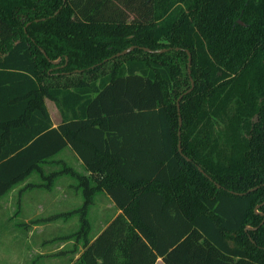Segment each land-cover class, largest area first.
<instances>
[{
	"label": "trees",
	"instance_id": "trees-1",
	"mask_svg": "<svg viewBox=\"0 0 264 264\" xmlns=\"http://www.w3.org/2000/svg\"><path fill=\"white\" fill-rule=\"evenodd\" d=\"M33 174L78 180L69 264H264V0H0V198Z\"/></svg>",
	"mask_w": 264,
	"mask_h": 264
},
{
	"label": "rangeland",
	"instance_id": "rangeland-1",
	"mask_svg": "<svg viewBox=\"0 0 264 264\" xmlns=\"http://www.w3.org/2000/svg\"><path fill=\"white\" fill-rule=\"evenodd\" d=\"M45 105L52 122L58 123L60 115L55 104L45 99ZM58 158L72 165L79 173H85L71 151L65 150ZM52 168L57 169L58 166L44 165L47 172ZM29 182L39 183L40 179L37 174H33L23 184ZM77 185V179L63 176L54 182L50 190L29 189L31 191L25 195V191L18 193L19 187L16 185L0 198V264H69L72 258L65 254V250L72 249L73 241H64L61 237L79 230V214L53 221L42 220L81 206L82 191ZM105 198L106 194H97L94 199L96 203L90 208L89 219L93 232L100 226L98 223L104 220V216L97 217V214L105 212L102 209L107 211V217L109 211L111 215L114 212L113 205L108 199L106 202ZM35 221L37 223H33ZM78 247L81 245L78 244ZM62 251L65 252L64 255H61Z\"/></svg>",
	"mask_w": 264,
	"mask_h": 264
},
{
	"label": "crops",
	"instance_id": "crops-1",
	"mask_svg": "<svg viewBox=\"0 0 264 264\" xmlns=\"http://www.w3.org/2000/svg\"><path fill=\"white\" fill-rule=\"evenodd\" d=\"M52 121V120H51ZM61 121V120H60ZM60 121L58 122V123H53L52 122V124H53V127H56L59 123H60ZM65 150H69V151H71L70 149H65ZM64 150V151H65ZM63 151V152H64ZM62 152V153H63ZM72 152V151H71ZM73 153V152H72ZM61 155V154H60ZM59 155V156H60ZM73 155L75 156V154L73 153ZM75 158L77 159V157L75 156ZM63 160V159H62ZM77 161H78V163H79V166H81L83 169H84V167H83V165H82V163H81V161L80 160H78L77 159ZM67 164V163H66ZM69 165V164H68ZM72 166V165H71ZM24 183V182H23ZM23 183H21V184H19L18 185V189H19V191H18V193H23L24 191H25V195L27 194V192H30L31 190H29V189H31V188H26L25 187V185L27 184H23ZM30 183V182H29ZM24 189H26V190H24ZM35 189V188H34ZM107 199L111 202V204L113 205V207H114V212H113V214L111 215L110 214V211L108 212L109 213V215H108V217H107V211L104 209H102V212L103 211H105V212H103V214L102 215H100V214H97V217L98 218H101L102 216H104V220L100 223H98V225L100 224V226H97L96 227V229L94 230V232L91 230V232H90V234L93 232V234L92 235H90V237L92 238V239H94L104 228H105V226H106V224L112 219V218H114L116 215H118L119 213H120V211L115 207V205H114V203L111 201V199L106 195V198H105V200H106V202H108L107 201ZM20 201V200H19ZM96 202H95V200H94V204H95ZM108 204H110V203H108ZM105 205V204H104ZM80 207V206H79ZM78 207V208H79ZM104 208V207H103ZM21 209V208H20ZM72 210H70V211H68V212H71ZM90 212H91V210L89 209V212H88V219L90 218V216H89V214H90ZM90 220V219H89ZM102 220V219H101ZM90 223H91V220H90ZM91 228H92V225H91ZM73 241V240H72ZM63 245H65V244H63ZM73 245H74V241H73ZM64 248V247H63ZM68 249V248H67ZM65 250L66 251V253L65 252H63V254H61V255H64V253L68 256V257H71L73 260H75V259H77L78 257H79V255H80V253H81V251H82V248L81 247H76V249L74 248V246L72 247V249L71 250ZM62 250V249H61ZM60 250V251H61ZM61 252V253H62ZM70 263V262H69ZM155 264H164L163 262H162V260L161 259H157V261H156V263Z\"/></svg>",
	"mask_w": 264,
	"mask_h": 264
},
{
	"label": "water",
	"instance_id": "water-1",
	"mask_svg": "<svg viewBox=\"0 0 264 264\" xmlns=\"http://www.w3.org/2000/svg\"><path fill=\"white\" fill-rule=\"evenodd\" d=\"M64 1H65V0H64ZM133 48H134V47H131V48H129V49H127V50H125V51H123V52L117 54L116 56L124 55V54L128 53L129 51L133 50ZM145 50H146V51H150V50H148V49H145ZM189 61H190V57H189ZM189 65H190V64H188V67H189ZM188 74H190V70H189V69H188ZM192 85H193V83H192ZM179 124H181V119H179ZM179 134H180V133H178V135H179Z\"/></svg>",
	"mask_w": 264,
	"mask_h": 264
}]
</instances>
